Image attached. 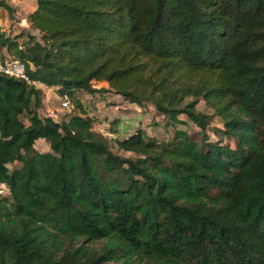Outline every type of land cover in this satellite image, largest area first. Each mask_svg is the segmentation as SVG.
Returning a JSON list of instances; mask_svg holds the SVG:
<instances>
[{
    "label": "trees",
    "instance_id": "16d2710c",
    "mask_svg": "<svg viewBox=\"0 0 264 264\" xmlns=\"http://www.w3.org/2000/svg\"><path fill=\"white\" fill-rule=\"evenodd\" d=\"M36 1L39 34L0 31V58L80 113L43 116L39 85L0 72V264H264V0ZM76 90L182 126L123 156Z\"/></svg>",
    "mask_w": 264,
    "mask_h": 264
},
{
    "label": "rangeland",
    "instance_id": "374dc122",
    "mask_svg": "<svg viewBox=\"0 0 264 264\" xmlns=\"http://www.w3.org/2000/svg\"><path fill=\"white\" fill-rule=\"evenodd\" d=\"M104 93L105 92H103V94ZM109 93H112V92H109ZM89 94L91 93L87 91H80V90L75 91V95L78 98H82L87 103L86 104L87 114H90L91 112H93V110L96 111L100 107L99 104H95L93 97L90 96ZM66 99L70 101L71 111L75 110L76 113H80V109H76V106L74 102L72 101L71 97L66 98ZM55 100H56L55 104L52 103L53 101L51 100L49 101L51 106L49 108L47 107L44 110L41 109L43 107L42 106L39 109V112L43 116H53L55 119L59 120L60 117L65 113V111L61 107V97L56 96ZM55 108H57L58 112L53 111V109ZM198 109L203 112H208V113L212 112L211 109L206 105V103L203 100L199 102ZM102 115L103 117H101L102 119L100 120V123L98 121L94 123V129H96L101 134H103V136L109 139L111 148L113 149V151L118 152L122 154L123 156H132L134 154L132 152H127V151L118 149L116 141L119 138H124L134 133L138 129H143L146 133V136L156 137L160 141H165V140H169L173 136L176 127L182 126L180 124L175 125L173 123H170L169 119L165 118L162 114H160L155 109V106L152 103H146L144 106H138L137 104L131 103L127 101L126 99H125V114H122V115L119 114V112L115 109V107H113V104L109 103L105 105L104 112ZM105 116L108 118L105 119ZM118 116L120 117L115 120L113 119L114 117H118ZM180 118L185 119L186 116L181 115ZM24 119L27 121L28 117H24ZM110 125H112L113 128H116V132H118L117 134L113 132L112 134L109 133L110 130H113ZM216 125H220V121L218 117H215L213 119L208 129L210 140H219L221 138V137H218L213 131V127ZM122 126H125V131H122V128H121ZM187 129L190 132L192 138L196 141H199V143L201 144V137H202L201 130L193 123H190L187 126ZM223 141L228 142V139L223 138ZM232 144L234 145V142ZM48 147L49 146L47 145V141H45V139H40V141L36 143V149L38 151H42V152L47 151ZM15 165H19V164L17 163ZM3 190L4 192L0 193V196H7L8 192L6 191L5 188H3Z\"/></svg>",
    "mask_w": 264,
    "mask_h": 264
},
{
    "label": "crops",
    "instance_id": "0c3cea01",
    "mask_svg": "<svg viewBox=\"0 0 264 264\" xmlns=\"http://www.w3.org/2000/svg\"><path fill=\"white\" fill-rule=\"evenodd\" d=\"M0 2H4L5 4H8V6H10V9L5 4L1 5L0 7V31H3L11 36H15L21 32H25V33L30 32L34 35L39 34L38 30L32 28V25L29 19L30 14H32L37 9L36 0H0ZM21 39L25 40L26 37H23ZM6 55H8V52L5 49L3 52L2 58L5 57ZM38 87L42 91V106L44 108L42 107L41 109L44 110L47 107L49 108L51 106L49 101L51 100L53 101L52 103L55 104V101H56L55 97L56 96L58 97L59 95L56 93L54 88H51L44 84H40ZM108 93L109 92H105L104 94L101 92H96L93 94H89L90 96L93 97L95 104L100 105V107L96 111L93 110V112L89 114L90 116L95 117L96 119L95 122L98 121L100 123V120L102 119L101 117H103L102 114L104 112V107L106 104H109V103L113 104V107H115V109L119 112V114L121 115L125 114V99L119 94H112V93L108 94ZM62 99L63 98H61V100ZM82 102L86 109L87 103L83 99H82ZM53 111L54 112L57 111V108L53 109ZM119 117L120 116L114 117L113 119L115 120ZM106 118L108 117L105 116V119ZM110 126L113 130H110L109 133L112 134L113 132L117 134L118 132H116V128H113L112 125ZM121 128H122V131H125V126H122Z\"/></svg>",
    "mask_w": 264,
    "mask_h": 264
},
{
    "label": "built area",
    "instance_id": "2783aa9c",
    "mask_svg": "<svg viewBox=\"0 0 264 264\" xmlns=\"http://www.w3.org/2000/svg\"><path fill=\"white\" fill-rule=\"evenodd\" d=\"M0 72L15 76V77H19L21 79L26 80L29 83L40 85L39 82L31 81L29 75L26 72V66L21 60L13 58L9 55H6L5 57L0 58ZM61 105H62V108L65 110V112L71 111L70 101L67 100L66 98H63L61 100ZM0 187H1L0 193H3L4 192L3 188L6 189V187L2 184H0Z\"/></svg>",
    "mask_w": 264,
    "mask_h": 264
}]
</instances>
